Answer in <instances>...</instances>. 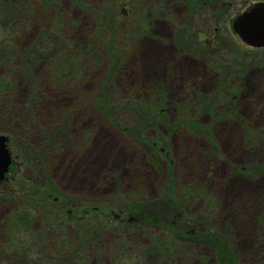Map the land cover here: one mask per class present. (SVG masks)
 Listing matches in <instances>:
<instances>
[{
	"label": "rangeland",
	"instance_id": "rangeland-1",
	"mask_svg": "<svg viewBox=\"0 0 264 264\" xmlns=\"http://www.w3.org/2000/svg\"><path fill=\"white\" fill-rule=\"evenodd\" d=\"M30 1L16 4L30 12L37 9ZM259 1L61 0L65 23L55 39L51 9H39L16 37V7L0 0V48L26 52L48 41L61 49L86 46L98 60L84 64L77 93L46 75L48 57L30 61L33 82L15 74L18 113L0 119V133L11 135L21 164L0 182V197L34 204V237L25 242L32 259L62 254L50 244V227L63 224L69 209L74 243L107 248L91 264H137L140 247L159 244L167 252L165 246L186 242L184 254L162 257L159 249L142 264H264V48L245 45L229 27L235 12ZM179 36L191 47L181 46ZM11 63L28 65L19 57ZM29 102L37 116L32 123L24 114ZM56 125H65L69 140L49 156L44 138ZM29 149L36 158L22 163ZM49 180L67 207L51 204L56 194L46 192ZM9 200L0 198V220L18 204ZM147 201L134 215L133 206ZM127 205L132 214L121 220L148 219L149 229L110 220ZM174 206L193 218L213 248L202 236L186 240L162 228ZM82 208L91 211L81 216ZM4 232L0 226L9 236Z\"/></svg>",
	"mask_w": 264,
	"mask_h": 264
},
{
	"label": "trees",
	"instance_id": "trees-1",
	"mask_svg": "<svg viewBox=\"0 0 264 264\" xmlns=\"http://www.w3.org/2000/svg\"><path fill=\"white\" fill-rule=\"evenodd\" d=\"M17 1L18 0H7V4H10V6H14L15 11H14V18L12 19V21L15 23L13 26L14 29V35L17 37V34L20 35L23 33V31H25L26 29H28L30 26L28 25V22L34 20L31 19V16H39V9H43L44 8H48L51 9L54 13V25L55 27H57V31H50L49 35L53 36L55 39L56 37L58 38V33L61 32L62 28L64 27V18L62 17V10L60 7V3L61 0H31L30 2H35L37 4V9H35V6L31 11H28L29 6H24L22 7H17ZM187 1V0H185ZM226 5V3L224 4V6ZM4 5H0V8H2ZM5 7H8V5H6ZM37 10V11H36ZM28 11V12H27ZM241 13V11H237L235 12V15L230 19L229 21V27H230V31L234 32L232 30L231 27V23L233 18H235L236 16H238ZM27 14V15H26ZM6 19V18H4ZM222 21V20H221ZM224 21V20H223ZM3 22V21H1ZM28 25V26H27ZM59 30V31H58ZM61 30V31H60ZM231 32V33H232ZM230 32H228V34H231ZM12 35V34H11ZM9 42L12 41L11 38L9 37ZM241 42L242 40L239 39ZM179 43L181 46H183L184 48H189L192 45V42L188 40L184 41L181 39V36H179ZM234 43H236L238 45V43L235 40H232ZM243 43V42H242ZM57 46L52 45L51 43L48 45V41H44L41 42L40 44H36L33 45L31 48H29L26 52H24L25 50L21 51L19 49V47L15 46H10L5 48H0V68L2 70V73H0V119H3L5 117H7L8 115L12 114V116L14 114H17L18 111H14L13 112V108H19V106L14 102L13 98L15 97L14 93H15V88H16V82L18 80V77H15L16 73H19L21 75L24 76L25 80L29 83V82H33L34 78H32V72H31V76H30V72H29V64L31 63L30 61H39L38 59H41L40 56H46L48 58H46L45 62L47 63V68H46V75L51 76L52 78H50L52 80V82L55 85H59V86H63V85H67L68 84V88H70L73 91H78L79 89V82L81 77L85 74L86 72V65L84 64H92V65H96V55H93V49H87V47L85 46L83 49H81L80 47H71V48H64L63 49L58 47V44H55ZM47 46L49 49H47ZM63 46V45H62ZM89 47V46H88ZM86 48V49H85ZM85 49V50H84ZM3 50H6V52H3ZM59 51L60 53L58 54ZM53 52H55L53 54ZM25 53V54H22ZM24 56V57H23ZM17 57L21 58L23 60V62H25V60L27 59L28 65L24 64L23 67H18L16 68L11 62L14 61ZM95 61V62H94ZM13 65V66H12ZM15 67V68H14ZM5 69V71L3 70ZM26 73H24V72ZM42 75L44 76V73H42ZM34 77V76H33ZM69 80V81H68ZM73 80V81H70ZM68 82V83H67ZM67 83V84H66ZM36 86V85H35ZM39 92V88H36V93L33 96V98H31L32 100L36 99V94ZM30 99V100H31ZM12 103V104H11ZM26 108H24V114L26 115V117H29V121L32 123L34 122V120H36L37 116L36 114L33 112V104L31 102H29L28 104L25 105ZM99 106V105H98ZM8 107V108H6ZM21 108V106H20ZM22 109V108H21ZM4 113V111H6ZM33 120V121H32ZM17 124H19L18 122H16ZM1 125V124H0ZM65 125L60 126V125H56L55 126V130L53 132L52 135H48V133L45 134V138H44V142L46 145V149L48 151L49 156L51 154H53L55 152L56 149H64L65 147H67V141L69 140L68 138V132L66 133V129ZM2 133V132H1ZM10 141H9V146L11 144V135L5 133ZM51 134V133H50ZM71 140V139H70ZM72 141V140H71ZM13 147V146H12ZM11 148V146H10ZM14 148V147H13ZM12 149V148H11ZM28 151V159L26 162H22V163H33V161L35 160L36 156L34 154V152L27 150ZM17 156V155H16ZM15 159V156H14ZM14 163L16 165H18V167H21L20 162H16V159L14 160ZM15 165V168H16ZM23 169V167H22ZM21 168H17L16 169V174L17 172H20ZM41 172V171H40ZM48 179V178H47ZM40 185H42V183L40 182ZM190 190H194L192 187H190ZM188 188V189H189ZM46 192L48 194H56V196H54L55 201H52L53 206H55L56 204H60L61 203V197L57 194L58 190L56 187L53 186V183L51 180H49V182L47 183L46 187ZM14 197V198H13ZM1 199H5V200H9V201H13L16 203L17 201V205L14 206V208L10 211V213L7 215V217L3 218L0 220V226L3 227L5 229L4 234L9 235V236H4L3 234H0V264H91V260L93 259H97L98 257H101V255L106 254L107 253V248H103V249H99L98 248V243L97 246H95L96 242H92L90 241L89 244H86V246L84 247L83 244H81L79 247L74 243L72 238V229L74 227V224L72 223L73 220V211L71 212L69 209L67 210L70 214H69V218L67 217H63L60 221L63 222L59 223V224H53L50 228H52L51 232L54 234L53 239L50 241V244L53 245V247L58 250L61 251L62 254H58V256H54L53 253H51L50 251H46L45 253V257H47L49 260L47 261V258H45L44 256L40 259L34 260L30 257V252L33 250V247H27L25 242H26V237L28 235H31V237H34V228H33V222H34V217L32 216V214L30 213L32 211V208L35 207L34 204H30L27 202H25L23 199L22 200H18V198L16 196H8L6 198H2ZM15 198H17V200L15 201ZM69 204L73 203V199H69ZM175 202V201H174ZM171 203V208L173 205H176V203ZM151 203L147 202H141V206H133V208H136V211H134V215L136 214H141L140 207L141 208H147V206H149ZM61 209L65 208L68 206V204H63L61 203ZM127 209H122L119 208L120 210H122V213L120 214L119 212H117L118 214H120V219L116 220L113 219V215H111V219L114 224H117L118 222H120L121 218L123 217V213L128 212V214H132V209H129L130 206H126ZM99 207H97L98 209ZM37 209V208H35ZM95 209V208H93ZM91 211V209H86L83 210V208L81 209V216L84 214H87ZM87 212V213H86ZM38 213V212H35ZM62 217V216H61ZM109 218V217H108ZM187 219H189V221H187ZM109 220V221H110ZM141 219L139 221H123L121 220L123 227L126 225L127 227H139V229H149L148 227V222L150 223V220L148 221V219L144 220ZM141 222H143V225L141 224ZM101 223V222H99ZM151 223L153 224H157L156 222H154L153 220L151 221ZM164 225L162 228H164L165 230H167V232H174V233H181L183 238H187L186 240H189L195 236H202L199 240H203L204 244L209 246L210 248L214 247V244L212 242H214L213 240H209L206 237H203V235L205 234L204 231H201V227H199L198 224H196L195 221H193V218L191 217H186L184 216L181 211L178 209V207L174 206L173 209H171L170 213L167 216H164ZM195 229L194 231H191V227H194ZM136 227V229H137ZM116 231V230H115ZM119 233L116 231V234ZM41 237V236H40ZM42 238V237H41ZM92 242V243H91ZM161 242H163L161 240ZM190 242V241H189ZM164 243V242H163ZM168 243V242H166ZM188 243V242H186ZM186 243L178 246H174L173 248L171 247V245H168L167 247L165 246V251L161 250L160 247H158L159 244H154L151 245V247H140V251L138 252V254L140 255L139 259H138V263L137 264H142V259L143 261H147L148 259L151 260L152 257L156 254L157 257L159 255V249L160 251H162V257L165 255L169 254V257H175V255H170L173 253H176L178 255L184 254V249L180 248V246L184 247L186 246ZM215 243V242H214ZM174 244V243H173ZM172 244V245H173ZM31 245H34V242L32 241ZM105 247V246H104ZM27 248L29 249V251L27 250ZM114 249V246H113ZM174 249H176V251H174ZM115 250V249H114ZM105 251V252H104ZM116 251V250H115ZM123 251L121 245H120V250L119 252L121 253ZM29 252V253H27ZM34 253V252H33ZM123 253V252H122ZM27 254V255H26ZM177 255V256H178ZM25 262H23V260ZM54 260V262H53ZM123 261V260H122ZM121 264H126L125 261L122 262ZM134 262V261H133ZM132 262V263H133ZM117 264H119V262H117ZM136 264V263H135Z\"/></svg>",
	"mask_w": 264,
	"mask_h": 264
},
{
	"label": "water",
	"instance_id": "water-1",
	"mask_svg": "<svg viewBox=\"0 0 264 264\" xmlns=\"http://www.w3.org/2000/svg\"><path fill=\"white\" fill-rule=\"evenodd\" d=\"M233 29L241 39L252 46H264V2H257L233 21ZM8 137L0 134V182L5 179L12 162L7 147Z\"/></svg>",
	"mask_w": 264,
	"mask_h": 264
},
{
	"label": "flooded vegetation",
	"instance_id": "flooded-vegetation-1",
	"mask_svg": "<svg viewBox=\"0 0 264 264\" xmlns=\"http://www.w3.org/2000/svg\"><path fill=\"white\" fill-rule=\"evenodd\" d=\"M116 217H117V218H116ZM119 217H120V214L115 215V218H116V219H120ZM129 220H130V219H129ZM192 231H194V229H192Z\"/></svg>",
	"mask_w": 264,
	"mask_h": 264
}]
</instances>
